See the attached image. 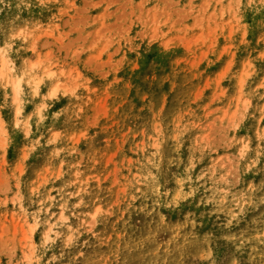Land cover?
Here are the masks:
<instances>
[{
    "label": "rangeland",
    "instance_id": "obj_1",
    "mask_svg": "<svg viewBox=\"0 0 264 264\" xmlns=\"http://www.w3.org/2000/svg\"><path fill=\"white\" fill-rule=\"evenodd\" d=\"M0 264H264V0H0Z\"/></svg>",
    "mask_w": 264,
    "mask_h": 264
}]
</instances>
